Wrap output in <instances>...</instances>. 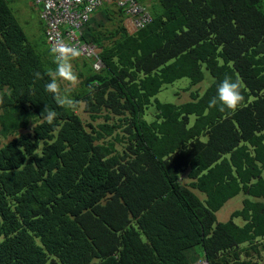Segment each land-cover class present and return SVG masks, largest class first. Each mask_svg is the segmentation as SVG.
Listing matches in <instances>:
<instances>
[{
    "label": "trees",
    "instance_id": "obj_1",
    "mask_svg": "<svg viewBox=\"0 0 264 264\" xmlns=\"http://www.w3.org/2000/svg\"><path fill=\"white\" fill-rule=\"evenodd\" d=\"M10 1L0 0V264L264 261V0H141L153 21L134 32L128 5L105 2L83 34L104 66L79 69L75 87L59 81L75 109L45 91L51 47L29 42ZM225 76L244 86L235 113L209 106ZM185 77L205 91L158 97Z\"/></svg>",
    "mask_w": 264,
    "mask_h": 264
},
{
    "label": "built area",
    "instance_id": "obj_2",
    "mask_svg": "<svg viewBox=\"0 0 264 264\" xmlns=\"http://www.w3.org/2000/svg\"><path fill=\"white\" fill-rule=\"evenodd\" d=\"M41 5V16L45 19L46 37L50 47L64 44L78 49L82 55L93 62V67L100 70L104 64L99 57L102 50L96 44L89 43L83 38V26L95 11L106 1L113 0H35ZM119 4H127L128 18L133 20V27L137 30L149 24L152 14L148 7L140 0H116ZM193 264H211L206 258ZM262 264V263H261Z\"/></svg>",
    "mask_w": 264,
    "mask_h": 264
},
{
    "label": "clouds",
    "instance_id": "obj_3",
    "mask_svg": "<svg viewBox=\"0 0 264 264\" xmlns=\"http://www.w3.org/2000/svg\"><path fill=\"white\" fill-rule=\"evenodd\" d=\"M34 2L36 3L35 0ZM144 5L147 6L146 4ZM93 16L94 14L92 15V17ZM92 17L89 19V21L92 19ZM88 22L84 24L83 28L87 25ZM126 26L131 32L130 30L131 27H129L127 24ZM132 28H133L132 32L136 31L133 25ZM83 33H84V29H83ZM51 53L54 56V63L56 67L54 71L50 70L47 73V75L50 77V81L45 84L44 86L45 91L52 94L58 106L75 109L79 102L75 101L69 95H67V90L61 88L59 81H67L72 86H76L79 83L78 76L72 70V65L70 63V60L74 58L76 55H78V49L61 43L59 45L52 47ZM34 75H35V79L37 80L43 79L40 72H36ZM243 87L244 86L239 78L233 80L230 76H225L223 81L220 84H218L216 96L212 97V99L209 101V106L216 107L217 105H219L220 111H225V109H227L230 110L232 113H235L241 107H246L247 105L245 102V96L243 94ZM4 102H5L4 97L0 95V104H3ZM41 116L43 117L44 121L47 124L54 125L55 118L57 117V112L46 105L42 110ZM201 259L195 260L191 264ZM261 263L264 264V261L259 260L257 264H261Z\"/></svg>",
    "mask_w": 264,
    "mask_h": 264
},
{
    "label": "rangeland",
    "instance_id": "obj_4",
    "mask_svg": "<svg viewBox=\"0 0 264 264\" xmlns=\"http://www.w3.org/2000/svg\"><path fill=\"white\" fill-rule=\"evenodd\" d=\"M142 1H144V3H146L147 5L151 6L149 4L151 0H142ZM106 3H104L105 6ZM10 5L13 8L15 15L18 18L20 24L23 26L28 36L29 42L38 50L40 54L44 52L47 53L46 50H48L49 46L47 44L48 41L47 37L45 35L46 23L41 17V6L35 3L34 0H11ZM100 9L98 11H100ZM98 11H96L94 15H97ZM130 30L132 32L133 28L131 27ZM47 54L49 55L50 52H48ZM70 63L72 65V70L76 74L78 73L79 69H88L86 67L87 64L89 66L90 64L92 65V61L82 55H76L74 58L70 60ZM53 66L56 67L55 63L53 64ZM63 82L65 83L66 88L75 87L68 84L67 81H63ZM190 84H191L190 79L187 77L178 79L174 83L167 85V87L158 95V97L163 101L165 100L172 101L174 98H177L178 96H180L181 99L183 98L188 99L192 91L198 90L199 92L203 93L205 91L204 87H206L207 81H205L201 85L190 86ZM189 86L190 88L186 90V88ZM177 92L179 93V95L176 94ZM84 116H86V113L84 114ZM149 118L151 117L149 116ZM243 197L244 195L240 194L237 197L231 199L229 202H227L226 205L217 212L218 220L219 221L228 220L231 212L242 206ZM202 252H203L202 249L197 247L195 248L194 251H192V254L196 253L200 256H203Z\"/></svg>",
    "mask_w": 264,
    "mask_h": 264
},
{
    "label": "crops",
    "instance_id": "obj_5",
    "mask_svg": "<svg viewBox=\"0 0 264 264\" xmlns=\"http://www.w3.org/2000/svg\"><path fill=\"white\" fill-rule=\"evenodd\" d=\"M125 24H127L129 27H132V25H133V21H132L130 18H127V19L125 20Z\"/></svg>",
    "mask_w": 264,
    "mask_h": 264
}]
</instances>
